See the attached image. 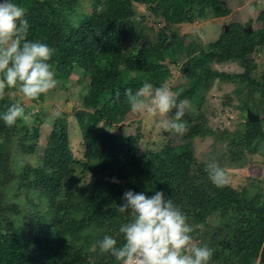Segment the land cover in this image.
<instances>
[{
  "label": "trees",
  "instance_id": "trees-1",
  "mask_svg": "<svg viewBox=\"0 0 264 264\" xmlns=\"http://www.w3.org/2000/svg\"><path fill=\"white\" fill-rule=\"evenodd\" d=\"M95 1L100 2L99 9L96 4L91 14L79 15L70 0H13L26 10L28 39L55 49L49 63L56 79L70 80L76 75L81 85L89 81L94 100L89 119L82 122V158L73 155L64 112L54 119L43 155L38 153L40 129L28 130L25 120L8 127L0 119V264H118L100 251L98 241L107 235L118 246L124 242L119 228L131 217L119 213L116 206L124 203L128 190L148 196L164 192L186 215L193 237L200 233V225L208 226V220L217 216L218 227L207 232L215 234L216 241L203 242L214 250L212 258L220 264L254 262L264 251V192L239 191L229 182L215 186L206 172L209 163L195 157L193 140L209 134L224 143L222 159L215 161L224 171V162L235 168L249 163L248 155L259 153L264 140V74L252 77L258 67L240 74L219 73L212 70V64L253 63L257 52L264 51V8L258 16L259 29L249 33L230 26L211 50L191 56L176 33L175 37L162 33L159 43H154L144 29L145 15L136 25V5L155 3L148 14L175 24L192 20L187 13L194 9L190 2L197 0ZM202 1L216 18L230 13L224 0ZM150 43L155 48L141 50ZM186 57L189 68L184 73L194 74L196 80L179 95L187 101L184 141L140 156L134 151L136 137L113 131L115 123L131 112L125 90L135 91L143 82H153V76L160 82L166 78L170 72L165 66L155 68L156 60L175 65ZM132 71L140 75L132 77ZM214 79L234 82L237 94L247 95L241 109L245 122L232 134L224 129L213 131L200 115ZM0 100V114L17 104L7 96ZM248 109L260 120L250 121ZM12 144L22 154H37L39 165L20 160L13 170ZM229 213L233 217L227 220ZM239 256L241 261H237Z\"/></svg>",
  "mask_w": 264,
  "mask_h": 264
},
{
  "label": "rangeland",
  "instance_id": "rangeland-1",
  "mask_svg": "<svg viewBox=\"0 0 264 264\" xmlns=\"http://www.w3.org/2000/svg\"><path fill=\"white\" fill-rule=\"evenodd\" d=\"M64 2L67 0H63ZM71 7L75 6L74 10L79 15H89L94 11V5H98L100 8V2L95 0H70ZM190 6L194 8L187 14L192 16V20L182 21L180 23L165 22L162 18H155L151 14H148V8H154L155 3L150 7L149 5L137 4L136 9L138 14L136 15V25L140 23L142 15H145L146 20L144 22V29L149 33L154 43H159L160 35H171L175 37L176 33L178 39L186 43L189 48L191 56L196 55L199 51L211 50L216 41H219L224 32L230 31V26H234L236 30H249L252 27V31L261 27L258 16L261 10L264 8V0H224L225 5L230 8L229 15L216 18L210 11V8L203 3L202 0H197ZM141 24V23H140ZM161 30V31H160ZM250 33V32H249ZM155 48L153 43L147 44L141 48L142 51L147 52ZM190 58H185L177 64L166 65L160 60L155 61V68H163L170 72L166 78L161 82L155 77H152L151 82L155 87L161 85H167L173 91L182 94L186 89L190 88L195 82L196 78L194 74L188 75L184 71H188L186 62ZM165 66V67H164ZM258 67V71L255 76L260 77L264 74V51L260 49L254 57L253 63L249 61L243 63L240 61L227 62V63H214L212 64V70L219 73H244L252 72ZM144 71H142L143 73ZM153 75V72L150 71ZM136 71L131 72V76H139ZM78 76L73 75L71 79H57V87L47 94L42 95L37 100H26L22 95H12L13 90L6 89L3 97H9L17 104H20L25 109L26 114H30L31 119L25 120V126L28 130L34 131V129H40V139L38 141L39 151L38 153L43 155L44 149L48 142V137L54 124V119H51L56 113L64 112L68 121L69 140L72 143L71 147L73 155L76 158H82L84 146L80 142V138L83 135L82 122H86L89 119V114L92 112L91 100H94L91 95V87H88L89 81H85L83 85L77 82ZM237 85L234 82H221L214 79L209 90L205 93V108L201 111L200 115L205 116L209 128L213 131L218 129L228 130L229 133H233L236 129H239L241 124L245 122V117L242 112L244 106V99L246 94H237ZM105 99H107L105 97ZM1 101V100H0ZM250 107L252 104H249ZM29 111V113H28ZM262 118L264 115H261ZM167 118L171 119V113L167 114ZM162 119V117L153 118L147 113H128L126 118L118 123H115L114 132L119 134H127L137 138L136 148L134 151L138 155L150 153L151 150H156L165 147L166 145L174 143V145L183 143L184 132L178 134L171 131H165L162 128L155 126V120ZM264 130V121H263ZM226 137V135H223ZM223 140V139H222ZM29 144V143H28ZM195 157L201 162L210 163L211 155L216 151V159L212 162L222 159V151L220 147H225V144L217 141L211 135H207L205 138L196 136L193 140ZM11 151L13 154V160L16 159L13 170L18 169L16 164L20 160L26 162L25 165L38 166L40 163L37 154H22L15 144L11 145ZM260 150L258 154L248 155L249 163L241 164L238 167L231 168L227 162H224V169L228 178V182L232 187L241 191L244 188L253 191L254 195L259 193L260 189L264 192V140L260 143ZM235 159V158H233ZM24 165V166H25ZM252 195V194H250ZM233 217L229 213L226 217ZM218 218L213 217L208 220V226L203 225L197 228L200 233L197 237H193V244L203 246L204 241L211 239L216 241L215 234L207 233L211 227H218ZM207 228V231L204 232ZM209 228V229H208ZM241 257L237 261H241ZM212 260V261H211ZM209 264H220L213 258H211ZM240 264V263H237ZM250 264H264V251L260 254L254 262Z\"/></svg>",
  "mask_w": 264,
  "mask_h": 264
},
{
  "label": "clouds",
  "instance_id": "clouds-1",
  "mask_svg": "<svg viewBox=\"0 0 264 264\" xmlns=\"http://www.w3.org/2000/svg\"><path fill=\"white\" fill-rule=\"evenodd\" d=\"M25 16V8L13 0L0 2V97L8 89L13 90L12 95L31 101L55 89L58 81L49 63L55 49L28 39L30 25ZM124 94L133 113L162 117L154 121L157 128L178 134L186 131L187 101L180 100L179 93L167 85L154 88L145 81L137 90L128 88ZM169 113L173 119L167 118ZM58 116L56 113L51 119ZM0 119L12 127L31 116L20 104H13ZM206 172L215 186L227 184L226 173L217 163H209ZM122 199L117 211L131 217L119 228L124 242L118 246L115 238L106 235L98 241L102 253H109L118 264H209L214 250L193 244V228L186 215L164 192L148 196L128 190Z\"/></svg>",
  "mask_w": 264,
  "mask_h": 264
},
{
  "label": "water",
  "instance_id": "water-1",
  "mask_svg": "<svg viewBox=\"0 0 264 264\" xmlns=\"http://www.w3.org/2000/svg\"><path fill=\"white\" fill-rule=\"evenodd\" d=\"M252 31V28L251 27H249V30H248V32H251ZM247 116H248V118H249V120L250 121H259L260 120V116L259 115H257V114H255V113H253L251 110H249L248 109V111H247Z\"/></svg>",
  "mask_w": 264,
  "mask_h": 264
}]
</instances>
